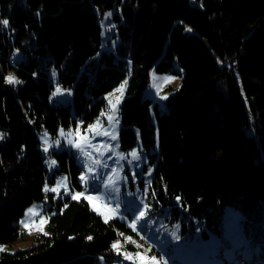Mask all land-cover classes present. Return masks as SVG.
<instances>
[{
    "label": "trees",
    "instance_id": "obj_1",
    "mask_svg": "<svg viewBox=\"0 0 264 264\" xmlns=\"http://www.w3.org/2000/svg\"><path fill=\"white\" fill-rule=\"evenodd\" d=\"M112 8L115 30L103 38L100 18ZM0 20L9 22L0 24V244L31 241L0 251V264H112L124 259L112 248L121 234L141 245L125 219L44 190L55 178L39 138L74 129L79 119L86 127L125 78L120 147L146 152L147 194L168 209L167 220L219 235L227 207L264 212V0H0ZM174 63L181 84L160 111L142 90L149 71L176 73ZM8 68L20 83L5 82ZM55 84L72 89V99H52ZM48 152L55 171L80 189L72 152ZM45 200L53 210L46 232L20 231L26 207ZM257 226L244 232L253 233L255 257L264 253V217ZM218 248L200 264L249 262L239 253L223 258Z\"/></svg>",
    "mask_w": 264,
    "mask_h": 264
},
{
    "label": "rangeland",
    "instance_id": "obj_2",
    "mask_svg": "<svg viewBox=\"0 0 264 264\" xmlns=\"http://www.w3.org/2000/svg\"><path fill=\"white\" fill-rule=\"evenodd\" d=\"M114 12V8L104 11L103 15L100 18V24L103 27L101 34L105 38L107 33H111L115 30V26L109 20L111 15ZM111 15H108V14ZM113 47V42L110 45ZM173 68L175 72H164L159 73L155 70L149 71L147 83L142 90L143 97H149L154 99L160 111H165V100L163 97H168L173 93L181 84V76L178 73L180 67L178 64L174 63ZM14 75L13 70L7 69L6 76ZM171 77L172 79L168 82H165L164 78ZM127 79L121 80L116 84L111 90L104 94V98L107 101V106L104 111L105 115H99L93 122L88 124L86 127L79 129H69L63 130L65 135L61 136L59 129L56 137H51L49 134L45 137V131H43L39 138L41 140V147L43 149V154H45V164L49 169V175L54 174L55 180L51 183H46L45 186L49 189L56 188L58 182H61L66 177L67 191L61 184L58 187L56 192L49 191L53 193L55 200L64 199L66 197H72L76 192H85L86 195L93 197L92 200H87L84 197L79 199H85L90 208L101 215L104 218L117 217L120 219H125L129 225L134 221L136 222V230L131 229L141 238V245L137 244L135 241L128 240V236L120 235V251L123 254V260L118 263L112 264H153L151 258L155 257V264H200L206 260L215 259L218 253V244L223 247L221 255L230 256L232 253L240 254L242 259L249 261L248 264H264V253L259 254L257 257L253 256V253L250 251L255 249L253 246L250 247L253 243L249 233L244 235L245 231L254 232L257 230V225L259 219L264 217V212L261 210H256L253 213L247 212L245 214L239 213L238 211L232 210L227 207L221 218V234H217L207 231L206 236H203V232L200 230V225L195 222L192 227L190 224H186L185 229H181L178 224L172 220H167V217H170L168 209H163L157 207L153 202L154 199L147 194L148 185H149V172L148 169V159L146 152L137 144L134 148L130 150H123L120 147L119 137L117 140H111L110 136L105 135H95L97 132H102L107 130L109 133L115 131V134L118 136V130L120 127L118 118V105L115 112V120L109 122L107 117L112 115V109L109 104V101L113 103L116 102L117 97H120V101L123 92L116 91L121 87V85ZM126 86V85H125ZM61 89V94L53 95L57 88ZM72 89L64 88L58 84H55L53 93L51 94L52 99L57 100L60 103H66L72 99ZM120 103V102H119ZM99 121V124L97 123ZM118 121V123H116ZM90 126H94L91 127ZM71 132L72 135L69 136L68 133ZM45 139L47 140L48 150L51 147H55L58 150L66 149L72 152L75 161L81 166L82 174H86L89 177L88 183L81 181L79 176V181L81 183V188L76 189L69 183V179L66 173L55 171L58 167L56 158L50 153L45 152ZM72 140L73 143L70 144L68 141ZM56 141H59V144H56ZM79 144L85 152L91 153V159H88L81 151L80 148H77L75 145ZM119 144V147L116 148L115 145ZM105 145H110L111 150H109ZM95 146V147H93ZM96 148H99V151H96ZM136 151L139 154V160H133L130 155L132 151ZM103 153V155H101ZM121 154L124 155V159H121ZM55 160L56 164L51 165V161ZM94 160H99V164L93 163ZM87 166L92 168V172L89 173ZM107 165V166H105ZM113 169L115 172L113 173ZM95 175L96 179H91ZM112 176L115 180L114 185H110L105 188L108 177ZM144 181V183H142ZM118 188L119 191L116 192L115 189ZM45 189V187H44ZM87 190V191H86ZM99 197V199H97ZM72 199V198H71ZM114 203L116 207H108L106 203ZM148 205V208L145 209L144 205ZM50 203L48 200L45 201H35L26 207L23 215L16 221V224L19 227V230L22 232L35 235L39 232H46V225L49 218V215L52 211L49 210ZM34 209L37 215L25 216V213L28 209ZM95 209V210H94ZM115 209V211H113ZM141 211L146 213L144 218L137 219ZM43 218V222L42 219ZM25 220L28 222L29 227L24 228L20 221ZM42 228L43 231L39 229ZM226 240V244H224ZM117 242V241H116ZM125 242H130L131 247L134 250H131L127 247ZM146 244V245H145ZM31 245L29 240H20L10 245L0 244L4 250L14 251L19 248H25ZM126 245V247H125ZM155 251L150 254L151 247ZM228 245H235L234 247H228ZM252 248V249H251ZM159 252V256L157 255ZM130 253L131 258L126 259L125 254ZM139 253L140 256L136 254ZM259 258V260H256ZM259 261V262H258ZM100 264H109L106 262H101ZM219 264V263H216Z\"/></svg>",
    "mask_w": 264,
    "mask_h": 264
},
{
    "label": "snow or ice",
    "instance_id": "obj_3",
    "mask_svg": "<svg viewBox=\"0 0 264 264\" xmlns=\"http://www.w3.org/2000/svg\"><path fill=\"white\" fill-rule=\"evenodd\" d=\"M108 15H111V14L109 13ZM8 23H9L8 20H0V24L4 25L5 27L8 26ZM189 31H190V29H189ZM171 79H172L171 77H166V78H164L165 82H168V81H170ZM5 82H6V83H9V84L20 83V81L17 80L16 77L13 76V75H9L8 77H6V78H5ZM126 84H127V81H125V82L121 85V87H120L119 89H117L116 91L122 93V92H123V89H124V87H125ZM58 94H61V89H60L59 87L56 89V91L53 93V95H58ZM163 98L166 99L167 97H163ZM119 102H120V97H117L115 103H113L112 101H109V104H110V106H111L112 113H113L112 115H109V116L107 117V119L109 120V122H112V121H114V120L116 119V118H115V112H116V110H117V107H116V106H117V104H119ZM101 115L103 116V115H105V114H104V113H101ZM97 123L99 124V121H97ZM116 123H118V121H116ZM91 127H94V126H90V128H91ZM60 135H61V136L65 135V133H64L63 130L60 131ZM68 135L71 136L72 133L69 132ZM95 135H105V136H110L111 140H113V141H115V140L118 139V136L115 134V131H113L112 133H109L106 129L103 130L102 132H97V133H95ZM46 136H47V133H45V137H46ZM0 139H3V134H0ZM68 142H69L70 144L73 143L72 140H69ZM56 144L58 145V144H59V141H56ZM45 145H46V146H45V148H44V151L47 152V151H48V146H47V140H46V139H45ZM75 146H76L77 148H80V151H81V152H82V153H83L88 159H91V158H92V157H91V153H90V152H85L84 149H83L79 144H76ZM93 147H95V146H93ZM105 147H107L109 150H111V147H112V146H110V145H105ZM115 147L118 148V147H119V144H116ZM96 151H99V148H96ZM101 155H103V153H101ZM130 155L132 156L133 160H139V159H140L139 154H138L135 150L132 151ZM120 158H121V159H124V155L121 154ZM93 163H95V164H99L100 161H99V160H94ZM55 164H56V161L53 160V161H51L50 166H51V165H55ZM105 166H107V165H105ZM86 167H87V170H88L89 173H91V172L93 171L92 168H91L90 166H87V165H86ZM112 171H113V173H114V172H115V169H113ZM80 179H81V181H83V182H85V183H88V181H89V177H88L86 174H82V175L80 176ZM91 179H96V177H95L94 174H93V176L91 177ZM66 180H67V178L65 177L63 181L58 182L56 188H51V189H49V188L47 187V185H46L44 190H45V191L56 192L57 195H59L57 189H58V187L61 186V184L63 185V187H64L65 190L67 191V183H66ZM114 184H115V180L113 179L112 176H109V177H108V180H107V183H106L104 186H105V188H107V187H109L110 185H114ZM86 191H87V190H86ZM115 191L118 192L119 189L116 188ZM80 197H84V198L87 199V200H92V199H93L92 196H90V195H86L85 192H76L75 194L72 195L71 198H72L73 200H78ZM97 199H99V197H97ZM177 199H179V197H177ZM65 207H67V205H65ZM144 208L147 209V208H148V205L145 204V205H144ZM94 210H95V209H94ZM113 211H115V209H113ZM37 214H38V213H35V212H34V209L30 208V209H28V211L25 213V216L28 217V216H30V215H37ZM145 215H146V213H145L144 211H141L140 214H139V217H137V219L144 218ZM41 219H42V222H43V218H41ZM107 222H108L107 219H105V223H107ZM20 224H21L24 228H28V227H29L28 222H26L25 220H21V221H20ZM130 226L133 228V230H136V222H135V221H134ZM39 230H40V231H43L42 228H40ZM45 234H47V233H45ZM121 235H123V234H121ZM88 239H92V237H88ZM127 239H128V240H131V237H128ZM112 248L115 249V250L117 251V253L119 254V252H120V241L115 242V243L112 245ZM3 250H4V248H3L2 246H0V251H3ZM136 255H137V256H140L139 253H137ZM125 258H126V259L131 258V254H130V253L125 254ZM151 259H152V261H153V264H155V257H153V258H151ZM164 264H166V262H164Z\"/></svg>",
    "mask_w": 264,
    "mask_h": 264
},
{
    "label": "bare ground",
    "instance_id": "obj_4",
    "mask_svg": "<svg viewBox=\"0 0 264 264\" xmlns=\"http://www.w3.org/2000/svg\"><path fill=\"white\" fill-rule=\"evenodd\" d=\"M118 119V118H117ZM84 125V121L82 119H79L76 123V126H75V129H77V132L79 129H82V126ZM108 207H113L115 208L116 207V204L114 203H106ZM118 263V262H117Z\"/></svg>",
    "mask_w": 264,
    "mask_h": 264
}]
</instances>
